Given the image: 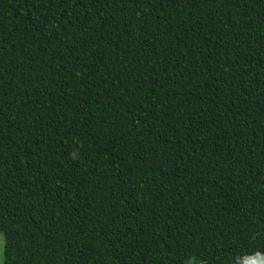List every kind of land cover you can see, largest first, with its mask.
I'll list each match as a JSON object with an SVG mask.
<instances>
[{
	"label": "trees",
	"instance_id": "16d2710c",
	"mask_svg": "<svg viewBox=\"0 0 264 264\" xmlns=\"http://www.w3.org/2000/svg\"><path fill=\"white\" fill-rule=\"evenodd\" d=\"M44 229L57 264H264V0H0V234Z\"/></svg>",
	"mask_w": 264,
	"mask_h": 264
},
{
	"label": "rangeland",
	"instance_id": "374dc122",
	"mask_svg": "<svg viewBox=\"0 0 264 264\" xmlns=\"http://www.w3.org/2000/svg\"><path fill=\"white\" fill-rule=\"evenodd\" d=\"M143 215L132 213L89 219L84 222V227L98 230L106 225H145L147 217ZM177 246L185 264L203 263L202 255L196 252L188 241L182 240ZM0 264H57L49 232L45 229L34 231L19 239L8 241L0 234Z\"/></svg>",
	"mask_w": 264,
	"mask_h": 264
}]
</instances>
